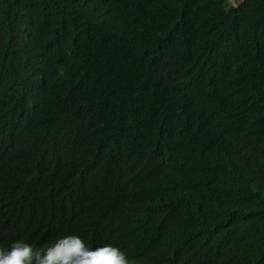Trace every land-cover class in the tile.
Here are the masks:
<instances>
[{
  "label": "trees",
  "instance_id": "1",
  "mask_svg": "<svg viewBox=\"0 0 264 264\" xmlns=\"http://www.w3.org/2000/svg\"><path fill=\"white\" fill-rule=\"evenodd\" d=\"M60 228L264 264V0H0V249Z\"/></svg>",
  "mask_w": 264,
  "mask_h": 264
},
{
  "label": "clouds",
  "instance_id": "2",
  "mask_svg": "<svg viewBox=\"0 0 264 264\" xmlns=\"http://www.w3.org/2000/svg\"><path fill=\"white\" fill-rule=\"evenodd\" d=\"M95 215L87 212L81 220L90 225ZM70 220H66L65 226ZM63 228L43 253L24 242L14 243L7 251L0 249V264H129L120 248L111 244L89 248L83 233L71 228L62 233Z\"/></svg>",
  "mask_w": 264,
  "mask_h": 264
}]
</instances>
